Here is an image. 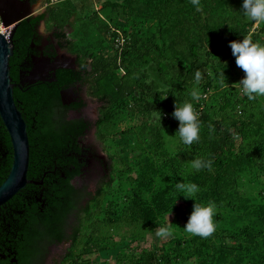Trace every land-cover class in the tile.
Wrapping results in <instances>:
<instances>
[{"label": "trees", "instance_id": "16d2710c", "mask_svg": "<svg viewBox=\"0 0 264 264\" xmlns=\"http://www.w3.org/2000/svg\"><path fill=\"white\" fill-rule=\"evenodd\" d=\"M123 1L134 4L137 0ZM215 2L219 6L217 0H212V5ZM116 3L117 0L111 1L113 5ZM149 3L148 5L153 6V11L156 10V13L164 16L160 19L162 26L158 33L140 36L139 33L129 30L128 25H124L121 32L126 38V43L116 50L114 39L117 35L113 30L117 29L110 25L107 29V39L105 38L106 44L103 41L97 46L99 48L89 49L84 55L76 53L78 68L57 70L56 81H38L32 85L21 83L20 87L15 88L17 104L28 124L31 144L29 177L36 179V176L47 175L49 179L44 186L28 185L6 204L12 207L13 217L11 227L4 225L0 228L2 248L0 257L11 254L12 258L19 260L18 264H44L43 257L49 244L71 239V246L58 264H79L83 252H89L88 245L91 242H100L98 245L100 249L107 248L104 238L94 232V226L97 224L105 223L112 227L115 226L116 220H120L128 224L136 221L140 227H145L144 221L149 219L151 221L148 224L154 228L159 226L161 220L165 221V216L169 212L172 214L178 211H191L195 201L186 198L176 188L177 181L183 178L186 182H194L200 186L201 191L198 195L202 201L216 202L217 226L216 231L207 238L198 235L185 239L180 236L177 240L175 238L178 246L169 248V256L178 259L183 255L184 259H197V264L200 262L204 264L209 258L207 253L213 255L212 247H215L213 242L216 238L218 241L215 243L219 245L220 251L218 253L214 251L212 259L217 256L220 258L224 251H228L226 248L228 237L238 241H250L257 251L264 252V181L259 179L261 181L259 198L253 195L249 198L234 189L237 168L252 173L255 168L261 167L264 172V114L255 108V103L259 105L257 98L248 99L238 88L233 87V84L216 93L214 88L221 82L217 83V78L210 76L207 70L208 65L224 53L222 45L216 42V38L229 33H233L231 35L233 37L246 36L249 25L242 26L240 30L235 26L221 30L216 24L208 28L209 35L206 36L208 48L203 61L201 48L204 45L199 44L196 39L202 36L200 31L203 29L199 28L200 22L203 21L201 14L191 9L188 15L176 17L173 9L176 1L151 0ZM176 7L178 12L182 11V6ZM213 7L215 8L214 5ZM73 13L72 9L62 11L50 5L46 14L30 17L21 22L14 36L15 54L11 58V75L15 82L20 83V64L28 56L31 43L37 36V25L42 20L52 21L56 44L62 49L74 52L75 40L70 38L67 32ZM208 16L210 17V14ZM260 32H264V26ZM180 37L190 41L189 58L177 54ZM106 45L108 48L104 54L103 50L106 48H102ZM137 63L144 67L156 64L161 80L170 85L167 93H179L177 101L189 97L191 91L187 92V87L195 86L194 74L197 70L202 72L203 78L198 87L203 95L194 104L201 114L200 139L190 146H184L188 149L186 152L188 151L189 162L196 157L210 158L213 167L210 171L207 169L196 171L191 169L189 164L176 159L173 153L164 156L160 151L164 148L161 127L152 128L149 136L156 139L153 150L158 154L161 165L151 164L140 181L148 189H153L152 203L145 202L144 197L138 194L140 190L131 180L126 185L130 187L133 204L120 218L115 219L111 214H104V201L115 186L122 183L118 175L119 165L116 162L107 164L108 173L99 182L94 193L87 191L82 182L91 157V150L84 144L89 129L95 125L100 137L103 138V127L112 120L117 110L127 107L129 97L133 101L144 102L147 115L161 116L162 127L176 131L179 126V121L172 115L174 100L165 94V90H161L158 82H148L147 72H141L134 67ZM122 67H125L126 71L121 75ZM223 69L229 72L230 66L226 64ZM167 75L170 77L167 78ZM235 78L228 79L240 80ZM218 79L221 81V78ZM77 83L96 86L95 94L102 102V106L95 123L80 115H69L70 112L80 111L85 102L64 104L62 90ZM216 94L220 97V110L225 113L227 109L232 108L235 116L231 117L228 113L217 115L216 106L209 105L211 98ZM205 95L207 96L204 97ZM149 122L150 120L145 122L146 125ZM0 140L3 143V153L7 154L0 161L2 184L12 166L13 151L9 133L1 118ZM113 159L114 156H111V160ZM166 168L168 171L164 172ZM154 174L159 177L155 178ZM130 191L128 189L125 192L130 194ZM155 206L157 209H154ZM155 210L160 211L159 214L162 215L160 218L154 215ZM68 228L72 230L71 234ZM84 237L87 240V247L82 251L80 246ZM149 258L154 260L158 257L157 254L151 253ZM258 261L264 264V256L258 257Z\"/></svg>", "mask_w": 264, "mask_h": 264}, {"label": "rangeland", "instance_id": "374dc122", "mask_svg": "<svg viewBox=\"0 0 264 264\" xmlns=\"http://www.w3.org/2000/svg\"><path fill=\"white\" fill-rule=\"evenodd\" d=\"M55 1L57 2L54 3L53 6L62 9V11H67L68 9L74 10L67 26V32L69 37L75 40L76 44L73 53L66 50V52L74 56L79 52L84 55L89 49L96 50V48H99L97 46L103 41L106 44L105 38L107 39V29L110 25L115 26L113 28L120 31H123L124 25H128L129 30L137 34L139 33L140 36H152L160 30L159 28L162 26V21L160 19L164 17L161 13H156V10L153 11V6L148 5L151 0H137L134 4H128L126 3L127 1L117 0L116 5L111 4L113 0ZM174 1H176L174 5L175 8H173L176 12V17L188 15V11L191 9H194L196 13L202 16L203 21L199 24V28L202 27L203 29V31H200L202 36L196 39L199 44L202 43L204 45L201 48L203 61L205 59V51L208 48L206 45V36L209 35L208 28L212 27L214 24L220 27L221 30H225L231 26H235L240 30L242 26L249 25V32L246 35L251 33L253 40L264 43V32L259 33V30L264 26V22L257 25L244 16L241 9L242 0H217L219 6L215 2V4H213L215 8L212 5V0H200V10L196 9L191 0ZM46 2H50V0H40L34 6L36 13L43 12L47 8ZM181 2L184 3V5ZM187 3H189V5H186ZM176 6H182V11L178 12ZM208 14H210V17ZM43 23V33L51 34L53 31L52 21H43ZM5 30L6 29H4V31ZM231 35H233V33L216 38V42L222 45L224 53L220 55L219 58L214 59V62L210 63L207 67L209 75L217 78V83L220 82L218 81V77L221 78L224 65L226 64L230 66V71H224L226 76L225 79L235 77L241 79L245 74L243 69L237 65L236 57L232 54L230 46V41L242 40L243 35H238L236 37ZM178 41L177 49L179 52L177 54L189 58L188 49L190 47V41L186 40L184 37H180ZM107 48L108 45L102 48L105 49L103 50L104 54ZM134 67L141 70V72L146 71L149 75L148 82H158L161 90H165V94L170 96L174 102L177 101L176 98L179 96V93H167L166 90L170 88V85L161 80L156 64L144 67L137 63ZM125 71L126 68L122 67L120 74H124ZM216 73L219 75H216ZM169 77L170 76L167 75V78ZM229 79L225 84H220L217 88H214L216 93L225 90L230 84L236 82L229 81ZM194 87H198V85H189L186 89L187 92L191 91ZM80 89V96L85 100L84 117L92 123H95L100 116L102 106V102L95 94L96 86L81 85ZM199 90L203 95L200 88ZM191 99L189 95V97L186 96L182 101ZM257 99L259 105L255 103V108L257 107L258 109L256 110L264 114V96H258ZM198 101L199 100H192L193 104ZM211 104L216 106L217 115L222 116L228 113L231 117L235 116L232 108L227 109L225 113L220 110V97L218 94L211 98L209 105ZM144 105V102L133 101L131 97H129L127 107L117 110L112 120L103 127V138L100 137L99 130L95 125L88 131V138L93 146L110 159L111 156H114L115 159L111 160V163L116 162L120 167L118 175L122 183L116 185L104 201V214H111L115 219L120 218L121 215L126 212L127 208L133 204L130 187L126 185L130 183L131 180L134 181L136 188L140 190L138 194L144 197L145 202L152 203L151 197L153 199L154 196L153 189H148L145 185L140 183L148 168L151 166H158V164L161 165L158 154L153 150L154 141L156 139L149 136V131L152 128L161 127L160 129L164 138V148L160 150L161 154L171 155V153H173L176 159L182 160L183 163L190 165L188 151L186 152L188 149L185 148V144L180 142L178 137L172 136L176 131L162 127L160 116L157 114L151 116L147 115L144 110ZM216 110H213V112ZM149 120V124L146 125L145 122ZM167 171L168 169L166 168L164 172ZM235 171L236 174L234 177L236 180V187H234V189L244 193L249 198H252L251 195L259 198V192L261 191V181H259V179L264 181V172L261 167L255 168L252 173H246V171L239 170L238 168ZM154 177L158 178L159 175L154 174ZM102 178L103 177H97L95 170L88 167L82 182L83 185L86 186L87 191L94 193ZM158 185L159 184L156 186L158 187ZM124 188L125 191L129 189L130 194L125 192ZM154 209H157L156 206ZM192 210L193 209H191V211H178L169 214L173 232L171 236L166 238H161L156 235L158 227L165 222H162V220L158 223L159 226L154 228L153 225L148 224V222L151 221L149 219L144 221L146 223L145 227H140V224L136 221H132V223L128 224L116 220L114 222L115 226L112 227L107 226L105 223L97 224L94 226V232H97L99 237L104 238L107 248L100 249L98 247L100 242H91L88 245L89 252H83V257L79 264H197V259H184L183 255L175 259V257H172V255L169 256L168 254V250L171 246H178L175 240H177L179 236L184 239L193 237V234L186 232L183 227L189 218L187 216L190 215ZM221 210L219 209V211ZM159 212V210L154 211V215H156V217L158 216V218L162 216ZM86 241V237H84L80 246L82 251L84 247H87ZM215 241H218V238H216ZM215 241H212L215 245V247H212L213 255L214 251L217 253L220 251L218 249L219 245L215 243ZM226 246L228 251H224L223 256H220V258L217 256L212 259L213 255L207 253L209 258H207L204 264H262L258 261V257H263L264 252H259L260 250L257 251L250 241H238L228 237L226 239ZM151 253L157 254L158 258L154 260L149 258V254ZM63 254L64 249L56 251L55 254L51 255L46 260L45 264H58Z\"/></svg>", "mask_w": 264, "mask_h": 264}, {"label": "water", "instance_id": "95a60500", "mask_svg": "<svg viewBox=\"0 0 264 264\" xmlns=\"http://www.w3.org/2000/svg\"><path fill=\"white\" fill-rule=\"evenodd\" d=\"M20 2L19 0H0V118L9 133L13 151L11 169L6 179L0 184V208L5 206L28 185L39 183L29 177L31 144L28 124L22 110L17 104L15 88L20 87L21 83L32 85L38 81H56L57 70L62 68L75 69L76 64V56L58 47L60 56H56L55 58L46 55L41 56L36 64L32 65L29 69L26 79L23 78V74L20 72V83L14 81L11 75V58L15 54L14 36L21 22L34 16L28 6L21 8L19 5H22V3ZM2 27H5L6 31ZM43 29L44 23L41 22L39 26L41 34L43 36L50 35L44 34ZM63 57L70 61V63H64ZM80 86L79 84L75 90L72 87L62 90L64 104L69 105L72 102L80 101ZM73 90L75 91V96L71 95ZM69 115H81L84 117V109L79 112H70ZM84 144L92 153L88 167L95 170L97 177H104L108 173L107 164L111 163V159L93 146L88 138V132ZM55 252H51L50 250L48 258L55 254Z\"/></svg>", "mask_w": 264, "mask_h": 264}, {"label": "clouds", "instance_id": "9594fccd", "mask_svg": "<svg viewBox=\"0 0 264 264\" xmlns=\"http://www.w3.org/2000/svg\"><path fill=\"white\" fill-rule=\"evenodd\" d=\"M197 10H200V0H191ZM241 9L243 15L255 24L264 22V0H242ZM232 54L236 57V63L241 67L245 75L232 85L240 90L241 94L250 100L258 96H264V43L253 40L252 34L243 36L242 40L230 41ZM224 70L221 75V84H225ZM202 72L197 70L194 80L198 85L202 80ZM228 84V83H227ZM191 100L175 102L172 115L179 121L178 129L172 136L178 137L185 145H192L199 141L201 132L200 112L194 106L192 100H199L202 94L198 87L190 92ZM165 97V96H164ZM163 97V98H164ZM161 119V116H160ZM191 169L200 171L212 170L213 161L210 158L196 157L190 162ZM177 190L186 198H192L195 202L189 218L183 226L185 231L203 238L211 236L216 231L215 216L218 206L215 201L204 202L199 198L200 186L194 182H186L183 178L176 183ZM170 212L165 217V222L160 225L156 235L166 238L172 235V222L169 218Z\"/></svg>", "mask_w": 264, "mask_h": 264}, {"label": "flooded vegetation", "instance_id": "af4514ba", "mask_svg": "<svg viewBox=\"0 0 264 264\" xmlns=\"http://www.w3.org/2000/svg\"><path fill=\"white\" fill-rule=\"evenodd\" d=\"M19 1H21L20 3H22V5H19V6H21V8H25L28 6L29 9H31V11L33 12V15H34L32 17H38L40 15L46 14L47 8L50 5H53L54 3L57 2L55 0H50V2H46L47 8L45 9V12L36 13L34 6L40 0H19ZM43 1H45V0H43ZM47 17H48V15H47ZM43 21H46V20H42L41 22H43ZM41 22L37 25V28H36L37 36L35 37V40L31 43L29 54L25 58V61L22 64H20V72H22L24 79L27 78L28 71L31 68V66L35 65L41 56L46 55V56L52 57V58H55L56 56H60V50L58 49L59 45L56 44V40L54 38L55 30L53 29V31L50 35H44L43 36L39 30V26H40ZM51 45L53 46V48L50 49L49 47ZM61 50H65V49L61 48ZM51 53H52V55H51ZM62 59H63L64 63H67V64L70 63V61H68L65 57H63ZM78 66H79V63H77V56H76L75 69L78 68ZM79 84L82 85V83H77L76 85H73L71 87L74 88V90H75ZM71 87H69V88H71ZM74 90L71 92V95H73V96H75ZM80 102H85V100L80 98ZM84 108H85V106L81 110H83ZM76 112H79V111H76ZM2 147H3V143L0 140V161H1V158L3 156L4 157L7 156L6 153H3ZM91 155H92V153H90V156ZM0 166H1V163H0ZM33 179H35V178H33ZM48 179H49V176H47V175L36 176L35 180L39 182L38 184H36V186H44V184L46 183V181ZM12 217H13V209L11 206L5 205V206L1 207L0 208V228L4 227V225L11 227ZM68 231H69V234L72 233V230L70 228H68ZM70 246H71V239H69V240L64 239L61 242H54V243L49 244L48 249L46 251V254L43 257V259L45 260L44 264H45V262L49 256L50 250H51V252H54V251H58L60 249H64V254H63V256H64L65 253L67 252V249ZM0 249H2V248L0 247ZM7 263L8 264H18L19 260L15 257L12 258L11 254L2 255V257H0V264H7Z\"/></svg>", "mask_w": 264, "mask_h": 264}, {"label": "built area", "instance_id": "2783aa9c", "mask_svg": "<svg viewBox=\"0 0 264 264\" xmlns=\"http://www.w3.org/2000/svg\"><path fill=\"white\" fill-rule=\"evenodd\" d=\"M113 33L117 35V36H115L116 38L114 39V46H115L116 50L122 48V46L126 43L125 36L119 30H113ZM206 96L207 95H205L204 97H206Z\"/></svg>", "mask_w": 264, "mask_h": 264}, {"label": "bare ground", "instance_id": "6f19581e", "mask_svg": "<svg viewBox=\"0 0 264 264\" xmlns=\"http://www.w3.org/2000/svg\"><path fill=\"white\" fill-rule=\"evenodd\" d=\"M6 29L5 27H3V30ZM6 31V30H5Z\"/></svg>", "mask_w": 264, "mask_h": 264}]
</instances>
